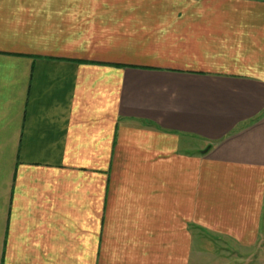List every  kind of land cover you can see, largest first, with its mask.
Listing matches in <instances>:
<instances>
[{
	"label": "crops",
	"instance_id": "1",
	"mask_svg": "<svg viewBox=\"0 0 264 264\" xmlns=\"http://www.w3.org/2000/svg\"><path fill=\"white\" fill-rule=\"evenodd\" d=\"M0 264H264V0H0Z\"/></svg>",
	"mask_w": 264,
	"mask_h": 264
},
{
	"label": "rangeland",
	"instance_id": "2",
	"mask_svg": "<svg viewBox=\"0 0 264 264\" xmlns=\"http://www.w3.org/2000/svg\"><path fill=\"white\" fill-rule=\"evenodd\" d=\"M200 143H201V142H197V141H193V142H192V144H195V145H197V146H200Z\"/></svg>",
	"mask_w": 264,
	"mask_h": 264
}]
</instances>
